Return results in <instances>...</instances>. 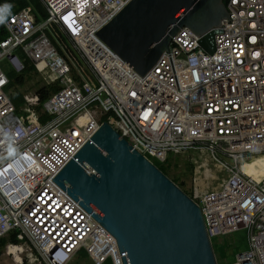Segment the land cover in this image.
Returning <instances> with one entry per match:
<instances>
[{
  "label": "built area",
  "instance_id": "built-area-1",
  "mask_svg": "<svg viewBox=\"0 0 264 264\" xmlns=\"http://www.w3.org/2000/svg\"><path fill=\"white\" fill-rule=\"evenodd\" d=\"M39 1L45 20L25 7L5 19L0 40V238L17 231L47 264H69L82 249L93 264H122L116 238L52 181L106 118L153 163L229 158L226 179L193 199L211 239L247 230L231 264H264V178L237 170L264 153V0H226L213 53L184 26L145 77L98 35L130 0ZM3 61L17 76L33 65L46 99L22 93L17 109Z\"/></svg>",
  "mask_w": 264,
  "mask_h": 264
},
{
  "label": "water",
  "instance_id": "water-1",
  "mask_svg": "<svg viewBox=\"0 0 264 264\" xmlns=\"http://www.w3.org/2000/svg\"><path fill=\"white\" fill-rule=\"evenodd\" d=\"M225 0H130L99 37L145 77L184 26L208 52ZM115 238L122 264H218L202 209L107 121L52 179Z\"/></svg>",
  "mask_w": 264,
  "mask_h": 264
},
{
  "label": "rangeland",
  "instance_id": "rangeland-1",
  "mask_svg": "<svg viewBox=\"0 0 264 264\" xmlns=\"http://www.w3.org/2000/svg\"><path fill=\"white\" fill-rule=\"evenodd\" d=\"M1 67L7 76H15L9 65L6 62H1ZM43 83L37 74L31 73L25 75L24 84L22 87L15 85L13 90H17L20 93H36L37 89L42 87ZM195 162L190 161L186 157H175L169 161V174L171 178L178 186L186 191L192 198L195 190L198 192L210 190L219 186L223 179L227 177L226 166L231 167V161L229 158L219 156L218 161L215 160L211 153H203L194 155ZM159 164V161L154 160ZM9 243V242H8ZM216 258L218 264H231L234 261V255L237 251H240L247 247V230L244 228L233 231L228 235H221L212 239ZM25 249L22 255V264H47L45 261L40 260L36 256V248L29 241V239H22L19 243ZM7 245L0 247V264H19L15 257L7 252ZM223 247V248H222ZM77 256L69 264H76ZM81 264H93L92 260L80 261Z\"/></svg>",
  "mask_w": 264,
  "mask_h": 264
},
{
  "label": "trees",
  "instance_id": "trees-1",
  "mask_svg": "<svg viewBox=\"0 0 264 264\" xmlns=\"http://www.w3.org/2000/svg\"><path fill=\"white\" fill-rule=\"evenodd\" d=\"M225 2H226V0H225ZM6 6H10L9 12L6 15V18L14 15L18 11H20L23 8L28 7V6L32 7V13L34 14L36 23H41L47 17L46 10H45L43 4L39 0H0V9H4ZM51 30L54 31L55 36H57L59 39H61L63 42H65V37L63 36V34H61V32L56 27L51 26ZM7 35H8V32H7V29L4 25V23H0V40L3 39L4 37H6ZM50 37L54 38V36H52V35ZM67 50L74 58H76L75 53L71 48H69L67 46ZM32 70H34L33 65H30V67H28L26 69V71L23 75L17 76L13 72V74H15V76H9L10 84L6 88V91L9 93L10 99L17 109H19L22 106L24 100H23L22 93H20L17 90H13V88H15V85L22 87L24 84L25 75L31 74L30 72ZM36 93L38 94L40 102H43L48 95V91L46 90L45 87L38 88ZM103 121L105 122V121H107V119L104 118ZM171 158L172 157H170V160H171ZM169 161H168V163H169ZM168 163L167 164H161V163L157 164V162H155V164L167 175L169 174V167L168 166L170 164V163L169 164ZM21 241H22V239L18 237L17 231H12L8 235L0 238V247L6 246V244H8V242H14L16 244H19ZM77 257L78 258H77L76 264H81L80 261H82V260H88L89 262L91 261V259L89 258L88 252L85 249L80 250ZM106 264H112V263H111V261H107Z\"/></svg>",
  "mask_w": 264,
  "mask_h": 264
},
{
  "label": "bare ground",
  "instance_id": "bare-ground-1",
  "mask_svg": "<svg viewBox=\"0 0 264 264\" xmlns=\"http://www.w3.org/2000/svg\"><path fill=\"white\" fill-rule=\"evenodd\" d=\"M237 170L254 180L260 181L264 178V153L240 158L237 161ZM9 252L10 255H14L19 264H22V255L25 252L22 245L10 246Z\"/></svg>",
  "mask_w": 264,
  "mask_h": 264
},
{
  "label": "clouds",
  "instance_id": "clouds-1",
  "mask_svg": "<svg viewBox=\"0 0 264 264\" xmlns=\"http://www.w3.org/2000/svg\"><path fill=\"white\" fill-rule=\"evenodd\" d=\"M9 7L10 6H6L4 9H0V23H4L6 15L9 12Z\"/></svg>",
  "mask_w": 264,
  "mask_h": 264
}]
</instances>
